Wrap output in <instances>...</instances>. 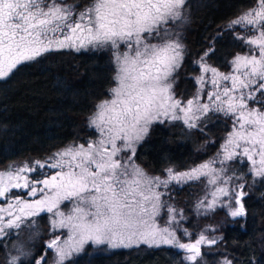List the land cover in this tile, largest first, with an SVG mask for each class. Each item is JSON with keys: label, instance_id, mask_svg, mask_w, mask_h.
I'll return each mask as SVG.
<instances>
[{"label": "snow or ice", "instance_id": "6c2138e0", "mask_svg": "<svg viewBox=\"0 0 264 264\" xmlns=\"http://www.w3.org/2000/svg\"><path fill=\"white\" fill-rule=\"evenodd\" d=\"M185 4L0 0V81L19 65L61 50L111 48L116 69L111 98L99 102L89 118V127L98 134L95 139L70 143L43 161L0 170V241L17 238L7 264H49V251L51 264H69L87 243L113 249L168 246L184 252L188 264H205L202 249L221 244L223 236L209 235L217 231L209 227L193 240L182 227L184 211L165 200L171 199L170 186L202 179L205 192L195 212L224 209L244 227L247 179L230 163L247 162L253 183L264 181V0H255L229 22V29L239 26L252 33L236 37L248 46L246 53L237 54L231 71L224 73L207 63L214 48L206 51L195 62L200 70L192 77L197 89L187 100L173 90L185 49L170 28L184 18ZM209 112L232 119L214 158L186 171L168 167L164 177L149 175L135 162L137 146L154 123L181 122L189 130L202 131ZM65 201L71 205L68 212L60 207ZM41 212L51 214L49 231L60 235L47 240L36 256L18 238L22 228L36 226L33 218ZM221 264L233 261L225 257Z\"/></svg>", "mask_w": 264, "mask_h": 264}, {"label": "trees", "instance_id": "16d2710c", "mask_svg": "<svg viewBox=\"0 0 264 264\" xmlns=\"http://www.w3.org/2000/svg\"><path fill=\"white\" fill-rule=\"evenodd\" d=\"M75 2L85 5L91 0ZM254 4L255 0L186 1L183 26L175 31L185 49L183 64L175 73L174 91L178 97L186 100L196 92L192 77L200 70L195 62L209 49L214 51L207 56V63L223 72L231 70L230 62L237 54L246 53L248 46L236 37L252 33L239 26L229 29L228 25ZM115 74L111 48L53 51L19 65L11 76L0 81V170L43 161L70 143L86 144L95 139L97 132L89 127V118L97 104L110 97ZM202 128L189 130L181 122L154 123L138 144L135 161L148 174L163 175L168 167L180 171L210 160L221 151L232 119L209 112ZM245 177L248 217L244 227L224 209L206 215L196 213L194 202L199 193L192 183L171 187V199L166 200L182 208L187 218L182 226L192 233V239L204 227H214V234L223 236L221 244L203 248L205 264H221L225 257L233 264H264V181L253 183L249 173ZM196 183L200 185L203 179ZM38 219L44 222L29 244L36 256L56 234L49 231L46 214ZM4 244L7 247L0 246V264H7L11 242L0 241ZM51 257L49 251L48 260ZM183 257L182 251L168 246L105 252L88 245L69 264H188Z\"/></svg>", "mask_w": 264, "mask_h": 264}, {"label": "rangeland", "instance_id": "374dc122", "mask_svg": "<svg viewBox=\"0 0 264 264\" xmlns=\"http://www.w3.org/2000/svg\"><path fill=\"white\" fill-rule=\"evenodd\" d=\"M187 1V0H186ZM184 18L182 19V20H180V21H177L175 24H171L170 25V28H171V30H172V32L175 34V31H177V30H179V29H181L182 28V24H183V21H184V19H185V16H186V9L184 10ZM89 49H91V48H89ZM121 50H123V46H121ZM220 71V70H219ZM231 71V70H230ZM230 71H228V72H230ZM220 72H223V71H220ZM228 72H224V73H228ZM116 86V82H115V85H114V87ZM209 87L210 86H207L206 88H205V92H207L208 90H209ZM196 88H197V85H196ZM174 90V89H173ZM191 97V96H190ZM190 97H188V98H190ZM111 98V96L108 98V99H110ZM187 98V99H188ZM186 99V100H187ZM203 102V101H202ZM251 106V105H250ZM98 135V134H97ZM147 136V135H146ZM97 137V136H96ZM224 143V142H223ZM78 144V143H77ZM136 162V161H135ZM137 163V162H136ZM138 164V163H137ZM139 165V164H138ZM140 166V165H139ZM141 167V166H140ZM195 167V166H194ZM230 167L231 168H233V169H235V171H237V172H240V173H243L244 175H246V173L248 174H250V176H251V173L248 171V164H247V162H245V163H243V164H240V163H238V162H236V161H233V162H231L230 163ZM142 168V167H141ZM186 170H188V169H186ZM186 170H180V171H186ZM150 175V174H149ZM152 176H156V175H152ZM159 176H161V177H164L165 176V174H163V175H159ZM252 177V176H251ZM202 181V180H201ZM201 181H196V182H201ZM257 181H262V180H259V179H257ZM196 182H191L192 183V187H194V188H196L197 190H198V197H197V200H198V198H200V197H202L203 195H204V192H205V187H204V183H201L200 185L199 184H197ZM198 185V186H197ZM172 186H174V185H172ZM172 186H170V187H172ZM21 195H23V193H20ZM166 198L167 197H165V200H166ZM197 200H196V202H194L195 204L197 203ZM168 202V201H167ZM0 203H3L2 201H0ZM168 203H171V202H168ZM171 204H173V203H171ZM61 209L63 210V211H65V212H68L69 210H70V207H71V205H70V202H68V201H65L64 203H62L61 204ZM175 207V206H174ZM177 209H182L181 207H178ZM208 213H210V212H208ZM42 214H46L47 215V223L49 224V217H50V213H46V212H41L38 216H36V217H34L33 219H35L36 221H37V224H36V226L34 227V228H27V227H24V228H22L21 230H20V232H21V234H20V236H19V238H18V240H19V242H22V243H24V244H26L27 246H29V244H30V242L34 239V235H35V237L38 235V233H39V231H40V227H41V225H42V223L44 222L43 220H39L38 219V217L40 216V215H42ZM202 215H204V214H202ZM160 220H161V223L163 224V217H161L160 218ZM183 227V226H182ZM208 227H204L201 231H203V230H205V229H207ZM201 231H199V232H201ZM61 232H63L64 233V235L66 236L67 235V232H66V230H61ZM198 232V233H199ZM52 233H56L55 235H60V232H52ZM178 235H181V239L183 238V239H186V240H183L182 239V241L183 242H187V238L186 237H183L182 236V234L180 233H178ZM209 235H216V234H210L209 233ZM54 236V235H53ZM52 238V237H51ZM5 239H9V241L11 242V244H10V246H9V249H8V254H9V252H13L14 253V249H12V243L14 242V241H16L17 240V238L16 237H6ZM194 240V239H193ZM88 245H90V246H92V248L94 249V250H99V251H105V252H108V251H113V250H117V249H124V248H117V249H113V248H110L107 244H102V245H94V244H92V243H87V244H85L84 245V248H83V251L82 252H84L85 251V248L88 246ZM141 246H145V245H141ZM147 247V246H146ZM202 251H203V249H202ZM81 252V253H82ZM80 254V253H79ZM186 254L183 252V256H185ZM7 259H8V256H7ZM187 262V261H186ZM49 264H51V259L49 260Z\"/></svg>", "mask_w": 264, "mask_h": 264}]
</instances>
